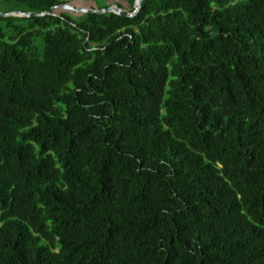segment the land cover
<instances>
[{"label":"trees","instance_id":"obj_1","mask_svg":"<svg viewBox=\"0 0 264 264\" xmlns=\"http://www.w3.org/2000/svg\"><path fill=\"white\" fill-rule=\"evenodd\" d=\"M0 264H264V0L0 19Z\"/></svg>","mask_w":264,"mask_h":264},{"label":"water","instance_id":"obj_2","mask_svg":"<svg viewBox=\"0 0 264 264\" xmlns=\"http://www.w3.org/2000/svg\"><path fill=\"white\" fill-rule=\"evenodd\" d=\"M144 0H134L133 3V11L132 12H126L121 7H119L117 4H113L110 7L100 9V10H90V9H80V8H74L68 5H59L57 7L51 8L46 12L43 13H34V12H10V13H4L0 11V19L3 18H37V17H45L52 14V12L56 9H64L67 11L75 12V13H81V14H97V15H104V14H115L123 18H133L135 17L141 10L142 3Z\"/></svg>","mask_w":264,"mask_h":264},{"label":"rangeland","instance_id":"obj_3","mask_svg":"<svg viewBox=\"0 0 264 264\" xmlns=\"http://www.w3.org/2000/svg\"><path fill=\"white\" fill-rule=\"evenodd\" d=\"M63 2L62 5H68L74 8H80V9H92V10H100L101 7H110L113 5L115 0H96V1H81V0H61ZM104 9V8H102ZM63 12H68L73 17L81 16L83 14L81 13H75L71 11H67L64 9H56L54 10L55 15H60Z\"/></svg>","mask_w":264,"mask_h":264}]
</instances>
